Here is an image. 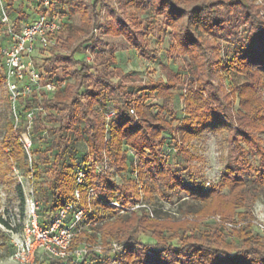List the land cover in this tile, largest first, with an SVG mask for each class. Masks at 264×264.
<instances>
[{"label": "trees", "instance_id": "obj_1", "mask_svg": "<svg viewBox=\"0 0 264 264\" xmlns=\"http://www.w3.org/2000/svg\"><path fill=\"white\" fill-rule=\"evenodd\" d=\"M145 1L129 0L137 7H144ZM3 2L17 26L27 21L28 14L22 8L15 10L13 0ZM146 3L153 13L162 16L163 27L173 34L171 51L186 61L184 76L168 69L165 79L140 84H134L126 75L117 77L120 71L116 56L100 48L95 34L121 36L142 58L157 60L158 51L149 48L148 36L153 31L149 17H119L115 22L103 23L97 8L99 0H54L53 9L64 16L61 32H66L65 43L80 42L68 56H62L59 51L64 45L58 37L57 45L38 66L40 72L44 66L43 80L57 82L59 87L53 94L32 92L20 98V124L14 127L11 116V124L0 139V183L9 181L10 159L31 172L33 180L50 174L39 204L41 225L46 224L50 214L74 201L77 187L82 195L80 204L84 205L86 188L92 187L99 200L93 203L88 216L91 225L78 233L73 245L101 230L104 241L117 239L122 246L120 253H113L108 245L106 260L115 264H264V238H254L250 225L232 229L236 244L225 242L222 236L224 223H232L236 215L246 217L248 203L257 199L264 203V19L260 9L251 0ZM75 16L79 25L71 22ZM221 41L231 44L230 52ZM88 49L92 59L86 62ZM58 65L66 67V80L56 76ZM4 82L0 67V85ZM182 84L186 85L184 90ZM180 89L183 114L177 116L173 100ZM33 109L37 110L30 120V153L36 159L29 164L19 136L26 130L27 112ZM108 112L113 115L106 120ZM209 135L221 136L228 150L216 184L205 187L203 181L194 179L186 183L176 170L165 166L167 139L188 163L196 158L190 152L192 143L202 142ZM34 136L50 138L45 152L40 151ZM78 143L86 147L83 155H79ZM129 151L137 163L129 160ZM105 161L112 169L109 174L95 167ZM188 167L183 169L190 171ZM81 170L85 176L79 186L76 175ZM139 189L145 199L156 193L166 201L182 193L189 215H218L222 224L211 225L212 234H204V240L198 241L194 235L185 234L190 225L198 227L188 219L174 225L158 222L150 218V210L143 204L127 214L129 205L138 203ZM110 202H117L121 209ZM240 209L245 210L240 213ZM115 210H123L124 215L102 229V222ZM143 232L154 236L157 244L140 242L138 237ZM167 232L171 236L164 237ZM173 238H179V246L169 244ZM8 253H12V247ZM168 254L174 259L169 260ZM99 257L90 259L96 264H109ZM62 264H70V260Z\"/></svg>", "mask_w": 264, "mask_h": 264}, {"label": "rangeland", "instance_id": "obj_2", "mask_svg": "<svg viewBox=\"0 0 264 264\" xmlns=\"http://www.w3.org/2000/svg\"><path fill=\"white\" fill-rule=\"evenodd\" d=\"M90 3L94 0H88ZM256 6L259 7V13L264 19V0H251ZM22 0H13L15 10L22 8V11L28 14V19L25 22L20 21L19 25L25 24L30 19L34 17V13L28 10V7ZM146 0L144 2V7H137L134 4H130L129 0H99L98 12L101 16V22L113 21L115 22L117 18L138 19L149 17V20L152 22L153 31L150 36H148L149 48L152 50H157L159 58L157 60L148 61L142 58L137 54L133 48H131L128 42L121 36L111 37V36H100L95 34V38L100 40V48L106 53L112 52L116 56V66L119 69L120 73L117 77L121 75L129 76L134 84L144 83L148 80H158L165 79L168 69H173L180 71L183 76L185 73L186 61L183 57L178 56L175 52L171 51V45L173 44V34L169 28H165L164 21L162 16H158L156 13L151 11V8L147 6ZM60 18L64 21V16L60 14L57 10ZM71 22L74 25H79L78 17H71ZM244 28H241V34L244 35ZM66 32L62 31L59 34V42L63 43L64 48L59 51V54L62 56H68L75 46L80 42H76L73 45L65 43ZM223 46H226L228 52L231 51V44H226V42L221 41ZM89 55V49L87 50L85 57ZM83 55H77V58L82 57ZM48 57V54L43 56H37L35 62L38 66H42L43 60ZM48 69L51 66H45ZM73 68L76 65L72 66ZM44 66L41 67V72L44 70ZM66 72V67L64 65H58L56 69V76L63 78L64 80L67 77L64 75ZM116 80V79H114ZM181 89H185L186 85H180ZM181 89L174 96L173 104L176 110L177 116H182L183 103L180 101L178 94L181 92ZM264 101V94L262 96ZM154 103H159L155 101ZM167 119H169L167 117ZM107 120V119H106ZM11 111L9 109V104L7 100V93L5 85H0V139L4 135L7 129L8 123L11 124ZM20 124V119L18 121ZM17 124V126H18ZM14 127L15 124H14ZM23 132V131H22ZM21 132V133H22ZM20 133V135H21ZM20 137V136H19ZM221 136L209 135L202 142H193L190 152L196 156L195 159L190 160V162H184V158L178 152H175L173 147V142L170 139L166 140V145L164 147V160L165 166L171 170H176L185 180L186 183L190 182L192 179L195 181L201 180L204 182L205 187H209L213 184H216L219 180L220 171L223 168V165L227 159L228 150L221 143ZM36 145H38L41 152H45L46 149V140L50 138H45L43 136H34ZM77 149L79 155H83L86 151V147L83 143L77 144ZM130 152V151H129ZM131 157L130 161L137 163L136 156L130 152ZM32 160L36 159V156L30 153ZM51 160V159H50ZM9 163L11 164L10 173L8 174V182L0 183V264H14L9 259V253L11 245L9 243V235L5 231L3 222H7L9 225L18 227L19 222L22 220L24 210H25V200L29 196L30 192H33V197L38 200L39 204L41 203V196L43 190L47 188V183L50 181V174H42L41 178L38 180L30 179V175L24 169L18 167L13 159H10ZM184 166H189L190 171H187ZM96 169L102 173H111L112 169L109 168V165L105 162L95 165ZM116 180H118L117 177ZM126 178V177H125ZM141 188V185H140ZM138 203L129 205V211L127 214H131L132 210H136L139 206L147 207L150 210V218L158 222H170L171 224H177L184 219H188L191 223L197 224V229L194 226L190 225L185 234L187 236H193L197 238L198 241H203L204 234H212L213 228L211 225H220L222 224L218 215H203L195 214L189 215L187 213V207L183 205L184 194L172 195L168 201L159 197L158 194L153 193L150 196V199L144 198V192L138 190ZM247 215L244 218L241 215H236L233 218L232 223H224L225 229L222 231V236L225 242L233 245L236 244L237 239L232 234V229H239L243 225H250L251 232L254 238L263 239L264 238V203L261 199L255 200L253 203H248L245 207ZM245 209H240L238 212L243 213ZM115 214L110 218L102 222L101 228L113 224L115 219L120 215H124V212H119L115 210ZM101 230H95L94 232L89 233L90 239H83L80 242H87L93 246L99 247L102 250L100 254L104 262L107 263V250L108 245L112 241H118L117 239L108 238L107 240L102 239ZM173 235V234H172ZM171 236L170 232L164 234V237ZM138 240L143 244L154 246L157 244V239L149 233L143 232L139 235ZM169 244L174 246H179V238L169 239ZM158 249L161 247H157ZM168 259H174V256L168 254ZM110 261V262H109ZM109 264H113L109 260Z\"/></svg>", "mask_w": 264, "mask_h": 264}, {"label": "built area", "instance_id": "obj_3", "mask_svg": "<svg viewBox=\"0 0 264 264\" xmlns=\"http://www.w3.org/2000/svg\"><path fill=\"white\" fill-rule=\"evenodd\" d=\"M28 10L34 13V17L25 24L17 26L16 20L10 16L3 0H0V67L4 74V85L7 100L14 124L17 126L20 119V98L31 95L32 92H44L53 94L59 85L57 82L44 81L42 73L35 62L37 56L49 54L57 45L59 34L62 30V19L53 9L54 0H34L24 2ZM91 55L85 57V61H91ZM33 109L26 114L29 120L26 130L20 135V140L31 164L30 149L32 140L29 128ZM113 112L105 114L108 120ZM84 172L81 170L76 175V184L84 182ZM32 179V174L29 176ZM74 201L56 210L41 225L43 219L39 214V203L33 197L31 191L25 200V210L19 226L9 225L5 227L10 239L12 253L9 259L14 264H60L70 260V264H96L90 258L94 255L101 256L102 250L90 243L78 242L73 245L79 232L90 228L88 216L92 213L93 203L99 200V195L92 187L85 191V204L81 205V190H74ZM111 205L120 208L117 202ZM123 212V210H120ZM113 253H120L122 246L112 241L109 244ZM113 264H115L114 261Z\"/></svg>", "mask_w": 264, "mask_h": 264}]
</instances>
